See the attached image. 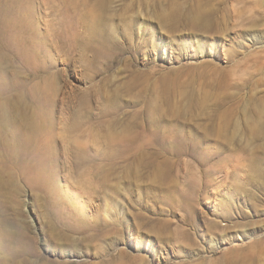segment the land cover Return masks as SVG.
<instances>
[{
    "label": "rangeland",
    "instance_id": "rangeland-1",
    "mask_svg": "<svg viewBox=\"0 0 264 264\" xmlns=\"http://www.w3.org/2000/svg\"><path fill=\"white\" fill-rule=\"evenodd\" d=\"M0 264H264V0H0Z\"/></svg>",
    "mask_w": 264,
    "mask_h": 264
}]
</instances>
